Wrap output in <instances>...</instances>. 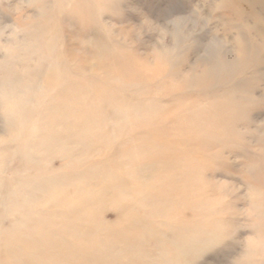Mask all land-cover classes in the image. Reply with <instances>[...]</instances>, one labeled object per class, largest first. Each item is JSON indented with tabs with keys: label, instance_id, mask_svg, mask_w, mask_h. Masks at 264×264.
<instances>
[{
	"label": "rangeland",
	"instance_id": "obj_1",
	"mask_svg": "<svg viewBox=\"0 0 264 264\" xmlns=\"http://www.w3.org/2000/svg\"><path fill=\"white\" fill-rule=\"evenodd\" d=\"M54 76L74 177L14 198L18 132L71 131ZM0 141V264H264V0H0Z\"/></svg>",
	"mask_w": 264,
	"mask_h": 264
},
{
	"label": "bare ground",
	"instance_id": "obj_2",
	"mask_svg": "<svg viewBox=\"0 0 264 264\" xmlns=\"http://www.w3.org/2000/svg\"><path fill=\"white\" fill-rule=\"evenodd\" d=\"M71 81H73V80H70V78H59V77L54 76L53 80L51 81L52 82L51 86L45 85L46 87L42 88V90H41V92L43 91V94H42L43 96L49 95L51 90H53V94H50L49 99H51V101L54 103V105L46 106L44 108L45 110L48 111L47 112L48 113L47 119L49 120V124H50L49 126L52 125V126H61L62 127L64 125H66V126L69 125V126H71V128H70L71 131L70 132L67 131L68 134L63 135L62 133L60 134L59 132H56L54 134L53 133L48 134L46 132L47 133V134L45 133L46 135L40 134V137L38 139L36 138L35 142H33L32 138H35V137H33L35 134V131H30V129L27 131L24 130L25 132L23 131V133L21 134L20 132H22V131H20V130L21 129L23 130V128H21V126L19 125V127L21 129L19 130L20 132H18L19 138H17L18 139V148H17L18 151H16V153H15V154H17V156L14 153L11 154L9 157L10 158L9 164L8 165L6 164L8 170L10 169V171H12V172L13 171L18 172V175H16V177L14 176V178H13V182H15L17 185L15 187L8 189V194L12 195V197H14V198L21 196V195H23V196L26 195V196H30V197L31 196L33 197V195L34 196L38 195L40 197L45 198V197H47V195L53 194L54 192L49 191L47 188H45V185H43V183L59 182V181H62L65 176H66L65 179H67V178L72 179L74 177V173H75L74 167L76 164V159L73 155H74V151H75V142H76L75 137L77 134L75 135V129H74L76 118H75V114L73 113V112H75V109L73 108V104L76 103V101H77V94H76V92H73V90L71 91V93L69 92L70 94H68V95L65 93L67 91L64 92L65 88H67L66 87L67 84ZM61 107H67V108L71 107V109L73 111L70 115L64 116L66 118H70V120L66 124L64 123V121H62L64 119L63 117H61L60 115L57 116V112L59 113V110L61 109ZM11 110L12 109H10V111ZM41 118H43V117H41ZM41 128L43 129V127H41ZM44 128L46 129V127H44ZM16 129H19V128L17 127ZM9 130H10V128H9ZM37 131L39 133L40 129ZM43 131H45V130H43ZM59 131H60V129H59ZM13 133H14V131H13ZM38 133H36V134H38ZM10 134H12V133H10ZM16 134H17V132H16ZM51 134L54 135V137H56V139L57 138L58 139H64L65 141H67L70 144V148L68 150L70 157H69V160L67 161V166H68L67 169L68 170L66 172H60L59 174H58V172L53 173L56 170L55 169L50 170L47 167V165L51 162L50 161L51 159H48L46 157V151H47L46 146H48L52 142V140H50L53 138ZM15 137L16 136L11 138V140L14 139ZM11 140H10V142H11ZM2 141H4V140H2ZM1 147H2V145H1ZM5 147L6 146H4L3 148H5ZM3 150H5V149H3ZM36 191H39V193H37ZM0 233H2V232H0ZM3 235H4V237H3L4 240L6 239V244L3 245L4 247H9V244H11V242L14 243V241L23 242V237H21L19 235L15 236V235L7 233L6 231L3 232ZM189 238H187L186 236H177V238L171 240V243H170L171 246L169 249L170 254H168V257H167V259L170 262L178 263L181 261V258L183 257V255L196 251V243H198V240L197 239L190 240ZM29 256L31 258H34L35 255L32 254Z\"/></svg>",
	"mask_w": 264,
	"mask_h": 264
}]
</instances>
